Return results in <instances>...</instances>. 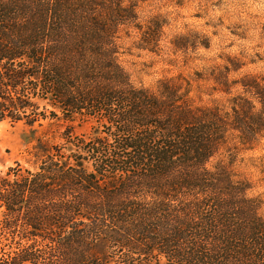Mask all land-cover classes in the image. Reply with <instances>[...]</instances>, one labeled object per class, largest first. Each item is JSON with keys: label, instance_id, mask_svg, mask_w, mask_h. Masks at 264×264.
Returning <instances> with one entry per match:
<instances>
[{"label": "trees", "instance_id": "1", "mask_svg": "<svg viewBox=\"0 0 264 264\" xmlns=\"http://www.w3.org/2000/svg\"><path fill=\"white\" fill-rule=\"evenodd\" d=\"M146 1L0 0V122L107 129L89 141L68 130L55 148L40 138L37 171L0 175L2 227L17 246L2 264H264L260 203L208 168L228 134L251 148L264 138V81L237 82L222 116L191 107L173 81L134 87L117 40Z\"/></svg>", "mask_w": 264, "mask_h": 264}, {"label": "rangeland", "instance_id": "2", "mask_svg": "<svg viewBox=\"0 0 264 264\" xmlns=\"http://www.w3.org/2000/svg\"><path fill=\"white\" fill-rule=\"evenodd\" d=\"M151 25L153 45L140 49ZM118 37L119 62L134 87L157 93L165 81H173L200 110L228 115L231 100L243 92L237 82L246 76L264 81V0H147L138 4L134 26L122 27ZM43 125L0 122V175L18 164L37 171L40 138L44 147L55 148L64 144L68 130L87 141L107 136L104 126L88 118ZM208 168L225 169L233 182L250 187L248 196L258 200L264 217V138L251 148L228 134ZM4 218L0 207V264L17 249L6 240Z\"/></svg>", "mask_w": 264, "mask_h": 264}]
</instances>
